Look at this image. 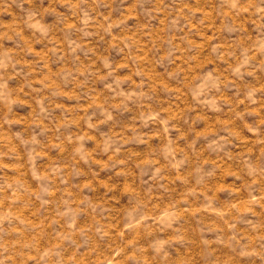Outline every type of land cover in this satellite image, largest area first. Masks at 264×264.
I'll return each mask as SVG.
<instances>
[{"label": "clouds", "instance_id": "obj_1", "mask_svg": "<svg viewBox=\"0 0 264 264\" xmlns=\"http://www.w3.org/2000/svg\"><path fill=\"white\" fill-rule=\"evenodd\" d=\"M0 264H264V0H0Z\"/></svg>", "mask_w": 264, "mask_h": 264}]
</instances>
